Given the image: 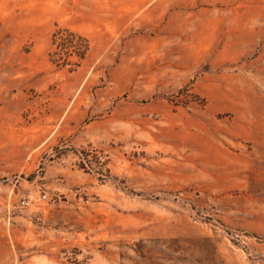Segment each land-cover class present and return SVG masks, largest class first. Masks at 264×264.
I'll list each match as a JSON object with an SVG mask.
<instances>
[{"label": "rangeland", "instance_id": "obj_1", "mask_svg": "<svg viewBox=\"0 0 264 264\" xmlns=\"http://www.w3.org/2000/svg\"><path fill=\"white\" fill-rule=\"evenodd\" d=\"M0 264H264V0H0Z\"/></svg>", "mask_w": 264, "mask_h": 264}, {"label": "trees", "instance_id": "obj_2", "mask_svg": "<svg viewBox=\"0 0 264 264\" xmlns=\"http://www.w3.org/2000/svg\"><path fill=\"white\" fill-rule=\"evenodd\" d=\"M52 45V51L49 53L50 61L59 67L70 69L79 67L91 50V42L86 35L66 27L54 32Z\"/></svg>", "mask_w": 264, "mask_h": 264}, {"label": "built area", "instance_id": "obj_3", "mask_svg": "<svg viewBox=\"0 0 264 264\" xmlns=\"http://www.w3.org/2000/svg\"><path fill=\"white\" fill-rule=\"evenodd\" d=\"M44 197H46L45 195H44ZM30 204V201H27V200H22L21 202H20V205L21 206H27V205H29Z\"/></svg>", "mask_w": 264, "mask_h": 264}]
</instances>
